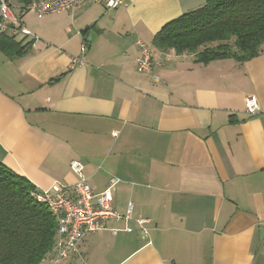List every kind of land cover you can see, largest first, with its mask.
<instances>
[{"label": "crops", "instance_id": "1", "mask_svg": "<svg viewBox=\"0 0 264 264\" xmlns=\"http://www.w3.org/2000/svg\"><path fill=\"white\" fill-rule=\"evenodd\" d=\"M7 2L31 36H16L19 53L0 44V161L39 191L70 195L69 165L81 161L94 194L116 181L112 206L124 217L86 235L63 264H264V52L204 64L153 46L206 0L43 17ZM84 41L85 64L71 69ZM138 42L151 50V75L138 71Z\"/></svg>", "mask_w": 264, "mask_h": 264}, {"label": "trees", "instance_id": "2", "mask_svg": "<svg viewBox=\"0 0 264 264\" xmlns=\"http://www.w3.org/2000/svg\"><path fill=\"white\" fill-rule=\"evenodd\" d=\"M16 1L24 14L40 0ZM3 39L8 49L22 51L16 37L4 35L0 44ZM152 44L204 64L224 58L248 62L264 52V0H206L165 24ZM38 192L0 161V264H43L54 256L59 224L37 200Z\"/></svg>", "mask_w": 264, "mask_h": 264}, {"label": "built area", "instance_id": "3", "mask_svg": "<svg viewBox=\"0 0 264 264\" xmlns=\"http://www.w3.org/2000/svg\"><path fill=\"white\" fill-rule=\"evenodd\" d=\"M126 0H40L32 4L27 12H34L39 17L47 14L72 11L82 4H95L107 9H117L125 5ZM4 35L12 37L31 36L19 18H17L7 0H0V40ZM87 42L81 45V57L74 58L71 69L85 64L83 56L87 51ZM141 55L137 60L138 71L141 74L151 75L153 70L151 50L143 42H138ZM259 111V103L255 97L246 101V114L254 116ZM119 132L113 133L117 137ZM70 169L76 175L77 182L73 193L67 194L62 185H54L48 190H41L36 198L44 203L49 211L56 217L59 229L55 253L44 261L43 264H63L65 261L79 254L80 244L88 234L95 233L104 228L108 220L124 219L117 213L113 204V186L115 180L100 194H94L91 184L85 175V166L81 161L72 160ZM133 203H130L126 219L131 218ZM137 223L147 233L144 225L146 219H139Z\"/></svg>", "mask_w": 264, "mask_h": 264}]
</instances>
